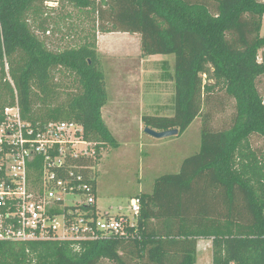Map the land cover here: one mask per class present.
<instances>
[{
	"label": "trees",
	"instance_id": "16d2710c",
	"mask_svg": "<svg viewBox=\"0 0 264 264\" xmlns=\"http://www.w3.org/2000/svg\"><path fill=\"white\" fill-rule=\"evenodd\" d=\"M40 1L49 0H0V105L18 100L24 118L34 123L78 121L99 152L117 146L102 115L108 91L96 39L50 50L27 17L40 14ZM67 1L96 13L103 33L139 34L143 55H175L173 70L164 60L160 75L174 83L173 115L162 114L169 109L164 105L142 120L145 127L178 128L181 135L202 116L201 144L178 172L158 177L151 193L131 197L139 199L141 211L130 236L0 241V264H146L145 256L155 261L159 251L157 264H196L201 238L212 240L211 264H264V97L258 85L264 75V0ZM34 24L47 30V18ZM15 58L12 85L5 65ZM57 67L75 73L80 85L63 102H57L52 73ZM219 85L235 100L236 112L229 127L214 129L213 114L203 111ZM254 136L262 139L260 146L252 145ZM190 192L192 229L175 232V218L189 221L180 203ZM179 239L180 259L172 245Z\"/></svg>",
	"mask_w": 264,
	"mask_h": 264
},
{
	"label": "built area",
	"instance_id": "2783aa9c",
	"mask_svg": "<svg viewBox=\"0 0 264 264\" xmlns=\"http://www.w3.org/2000/svg\"><path fill=\"white\" fill-rule=\"evenodd\" d=\"M96 145L78 121L34 123L24 118L18 100L0 105V241L130 236L140 201L131 198L117 213L99 205L104 149Z\"/></svg>",
	"mask_w": 264,
	"mask_h": 264
},
{
	"label": "rangeland",
	"instance_id": "374dc122",
	"mask_svg": "<svg viewBox=\"0 0 264 264\" xmlns=\"http://www.w3.org/2000/svg\"><path fill=\"white\" fill-rule=\"evenodd\" d=\"M36 4L41 7L40 14L30 12L27 17L30 26L46 42L50 50L60 51L82 44L86 38H90V40L95 38L99 52V35L103 32L98 30L99 20L96 13L86 9L82 10L67 0L40 1ZM40 18H47V30L39 32L35 29L34 20L37 21ZM261 34L264 35V17ZM110 37H112L110 40L117 41L120 47L128 46L133 51L141 48V41L138 44L134 34L132 36L113 35ZM125 43H129V45ZM98 54H100L99 67L106 74L108 101L114 93L116 94L117 88L115 86L113 88V84L121 85V81L130 79L115 75L116 79L109 80L108 76L112 71L110 69L117 68L115 66L122 68L128 66L127 70L131 72L142 67L143 73L147 74V76L143 75V81H141L143 85L138 82L124 83L125 86L120 89L119 93L131 97L142 96L149 100L150 91L155 89V83L161 84L160 76L157 77V74H161V62L164 59L170 61V63L175 62L174 54H158L154 61L143 62V64H137L139 55L132 56L133 59L129 61L126 58L130 56L119 55L113 57L106 55L103 51ZM17 58L14 59V62L7 61L5 65V79L9 80L12 85H14V79L10 70L13 66L14 68L19 66ZM52 73L59 88L57 102L66 101L80 91L78 76L75 73L63 67L54 68ZM134 73L137 74V72ZM151 75L152 77H150ZM155 75L156 77H154ZM131 79L135 78L132 77ZM258 85L264 97V75L260 77ZM157 89L159 90V96L162 98L159 99L163 103L161 106H169V109L162 114L173 115L170 108L175 95L174 83L172 81L162 83V88L157 87ZM152 97L156 96L153 94ZM135 110L137 109L130 111V113H135ZM143 110L144 115L149 114L146 113V109ZM208 111L213 114L211 125L214 129L227 128L232 124L236 112L235 100L228 96L222 85L216 87L209 104L205 106L203 112ZM103 118L116 137L118 145H110L103 150L97 172L98 202L107 209H110L112 203L114 205L111 209L112 213L118 212L117 206L120 204L127 207L131 196L141 192L151 193L158 177L167 173L178 172L183 160L195 153L201 144V126L204 122L202 116L198 117L183 134L164 138H156L146 133L145 128H142L143 120L136 118V116H130L126 119L114 118L109 116L108 108L105 107ZM262 142L260 137H252L253 146H260Z\"/></svg>",
	"mask_w": 264,
	"mask_h": 264
},
{
	"label": "crops",
	"instance_id": "0c3cea01",
	"mask_svg": "<svg viewBox=\"0 0 264 264\" xmlns=\"http://www.w3.org/2000/svg\"><path fill=\"white\" fill-rule=\"evenodd\" d=\"M113 35H130V36H132L133 34L128 33V32L101 33L99 35V42H98L99 43L98 44L99 45V52L98 53H102V51H103V53H106V55L113 56V57L119 56V55L130 56L129 58H126L127 60L129 59V61L133 59L132 56L139 55L140 57H139V61L137 64H139V63L143 64V62L154 61L155 57L158 56V54L145 56V55H143L141 48L133 51L130 49L131 47H128V46L120 47L118 45L117 41L110 40V38H112L110 36H113ZM134 35L137 38V42L139 44V42L141 41V38H140L141 36L139 34H134ZM108 36H109V39H108ZM125 44L129 45V43H125ZM174 63H175L174 61L172 63H170V61H169V67L171 70H173V68H174ZM115 67H117V68L110 69L112 71L109 73V76H108L110 78L109 80L116 79L115 75H119L120 78L124 77V79H125L127 77L130 79H126V80L121 81L122 82L121 85L120 84L119 85L113 84V88H114V86L117 88V90L115 91L116 94L114 93L113 96L110 97V101H107V103L104 105V107L102 108V115H103V109L105 107H107L109 116H113L114 118L126 119L127 117H130V116H136V118H140L142 120V117L144 115L143 109H146L145 110L146 113H149V114H155L161 110V109L159 110V107L161 105H163V103L160 101L162 98H161V96H159V90L157 89V87L162 88V83H165L168 81H163L160 77L161 84L155 83V85H154L155 89L153 91H150L151 96H149V100L146 97L143 98L142 96L131 97L128 95H122L123 93H119V91L122 87L125 86L124 83L127 84L128 82H130V83L138 82L140 85H143V82H141V81H143L142 80L143 75L147 76V74H144L145 72L143 73L142 67L134 71V72H137V74L127 70L128 66L127 67L123 66V68L120 66H115ZM160 75L161 74H157V77H159ZM132 77H134L135 79H131ZM150 77H152V75ZM154 77H156V75ZM155 82H157V81H155ZM146 83H147V81L145 82V85H146ZM153 94L156 97H152ZM143 105H145V107H143ZM134 109H137V110H135V113H130V111H132ZM142 128H145L144 123L142 125ZM109 129H110V127H109ZM193 195H194V193H193ZM97 196H98V186H97ZM183 198H184V201H183V203H180V205L183 208L182 210L187 211L185 214H187L189 221L186 224H184L182 221H180V219L178 217L175 218L174 224H173V228H174L175 232H178V231L184 232V231L190 230V229H192L191 226L194 223V221L192 222L190 219L191 216L194 215V213H192V215H190V213H189L190 210H192L193 203H194L192 193L190 192V194H188V193L185 194L183 196ZM98 199H99V196H98ZM110 206L114 207V205L112 203ZM120 206H122V204L118 205L117 207H120ZM183 214H184V212H183ZM172 245H173L174 251L180 253V254H178L179 259H180L182 257V251L184 248L183 240L179 239L177 243H174ZM162 253H163L162 251L158 252V254L156 256L157 260H155V261L154 260H147L148 257L146 255L145 256L146 257V264H157L158 260H160V255ZM212 257H213L212 240L208 239V238L198 239L196 264H211L212 263ZM179 259L177 260V263L180 262Z\"/></svg>",
	"mask_w": 264,
	"mask_h": 264
},
{
	"label": "water",
	"instance_id": "95a60500",
	"mask_svg": "<svg viewBox=\"0 0 264 264\" xmlns=\"http://www.w3.org/2000/svg\"><path fill=\"white\" fill-rule=\"evenodd\" d=\"M145 132L148 133L149 135L156 137V138H164L168 136H174L179 134V129L174 128V129H169V130H158L149 126L145 127Z\"/></svg>",
	"mask_w": 264,
	"mask_h": 264
}]
</instances>
